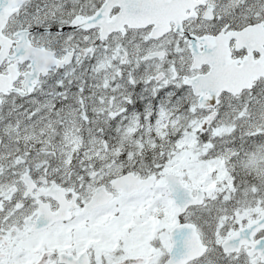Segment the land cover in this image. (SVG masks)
<instances>
[{"label":"snow or ice","instance_id":"1","mask_svg":"<svg viewBox=\"0 0 264 264\" xmlns=\"http://www.w3.org/2000/svg\"><path fill=\"white\" fill-rule=\"evenodd\" d=\"M0 264H264V0H0Z\"/></svg>","mask_w":264,"mask_h":264}]
</instances>
